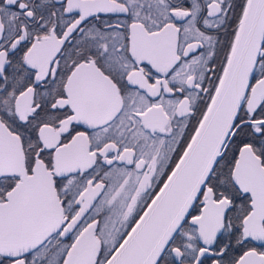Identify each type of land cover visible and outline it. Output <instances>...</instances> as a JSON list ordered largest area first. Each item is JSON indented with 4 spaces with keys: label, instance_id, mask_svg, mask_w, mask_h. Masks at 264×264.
Here are the masks:
<instances>
[{
    "label": "snow or ice",
    "instance_id": "6c2138e0",
    "mask_svg": "<svg viewBox=\"0 0 264 264\" xmlns=\"http://www.w3.org/2000/svg\"><path fill=\"white\" fill-rule=\"evenodd\" d=\"M0 264H264V0H0Z\"/></svg>",
    "mask_w": 264,
    "mask_h": 264
}]
</instances>
